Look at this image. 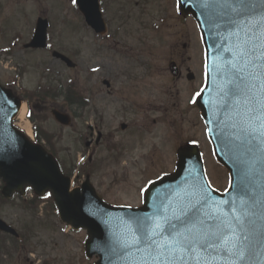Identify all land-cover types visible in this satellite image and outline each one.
I'll return each mask as SVG.
<instances>
[{
  "label": "rangeland",
  "instance_id": "rangeland-1",
  "mask_svg": "<svg viewBox=\"0 0 264 264\" xmlns=\"http://www.w3.org/2000/svg\"><path fill=\"white\" fill-rule=\"evenodd\" d=\"M136 1L139 0H123L122 7L125 10L122 8L119 10L125 12L120 14V16L124 14L123 18L125 19L120 22L122 27L117 29L119 33L116 36L101 37L94 34L86 25L73 0H0V81L19 95H24L25 99H29L28 105L24 101L28 108L27 114L30 115V119H26L32 130L35 127L38 133L47 136L50 143L55 141V154L65 167L74 168L78 165V155L75 152L78 145L75 144L76 138H74L76 134H71V130L79 125L76 122H74V126L67 127L58 124L51 116L50 111L53 107L58 106L60 100L55 98L54 93L53 96L49 95L52 92L60 91L61 95L69 92L70 96L89 97L92 82L91 67L97 59L105 61V56L108 53H115L121 49L151 48L152 39L155 38V33H158V31L155 32L157 25H154V31L151 29L152 25L146 27L144 31L146 45L144 47L139 45L143 36H139L137 23L132 19L139 18L135 14L141 8V3L135 6ZM100 3L107 19L114 6H110L107 0H100ZM162 5L164 4L162 3ZM154 6L144 7L143 12L146 14L139 15L149 24L152 22L147 15L158 16L161 22L159 29L161 49L163 54H168L175 47L177 41L174 0H171L168 7L163 9H157ZM155 11L158 12L155 13ZM129 12L134 15L129 16ZM39 16L49 20V47L45 50L32 52V50L24 49L23 43L31 37L35 21ZM114 24V28H118V22ZM192 27V48L193 53L197 54L202 49V45L195 21L194 24L192 23ZM184 34L186 35V30H184ZM51 49H56L69 56L76 63V67H67L61 61L53 58ZM200 54L199 61L202 63V53ZM126 63L132 64L131 58H128ZM162 65H164V61ZM161 77L166 86V80L169 79L165 73ZM86 115V118L80 121L83 133H87L84 122L90 121L89 112ZM33 118L36 119L33 120ZM13 123L20 127L18 119L14 118ZM180 131L177 124L171 125L167 121H160L144 134L145 141L142 144L145 151H148L147 156H151L150 153H152V157H157L158 160H155L156 165L152 167L147 161L145 162L143 171L141 169L144 172L143 176L131 175V181L135 183V186L137 185L136 189L138 190V185L141 186L150 178L173 170L174 145L186 136L196 138L199 142L211 185L220 191L227 189L228 172L215 160L210 144L205 140L204 135H201L196 128H189L183 134ZM112 189L110 195L114 193L112 197L114 200L121 198L133 203L138 201L137 193L133 194L134 191L126 196L122 187ZM0 211L1 216L5 220H12L13 224L33 225L29 229L31 230L29 235L32 236L30 241L35 242L39 236L38 240L42 243L41 250L50 263H53V259L58 264L93 263L94 257L85 261L87 258L83 254V241L87 237L86 231L84 229L72 231L62 223L51 197L39 199L29 192L24 197L15 196L9 201L0 198Z\"/></svg>",
  "mask_w": 264,
  "mask_h": 264
},
{
  "label": "flooded vegetation",
  "instance_id": "flooded-vegetation-1",
  "mask_svg": "<svg viewBox=\"0 0 264 264\" xmlns=\"http://www.w3.org/2000/svg\"><path fill=\"white\" fill-rule=\"evenodd\" d=\"M170 1L135 2V6L141 3V8L135 14L139 18H132L137 23L139 36H143L139 45L143 47L146 45L144 42L146 27L152 25L151 29L154 31V25H157L155 32L158 33L154 32L155 38L152 39L151 48L121 49L115 53H108L105 61L97 59L91 67L92 82L89 97H55L60 103L52 110L57 109L69 115L71 121L68 126H74V122L79 125L71 130V134H76L74 138H76L75 144L78 145L75 150L78 155V165L74 168L65 167L58 160L61 170L72 180L75 189L82 190L83 184L88 180L97 195L111 205L131 207L142 205L143 195L140 190L147 186L148 181L141 186L138 185L137 190V185L135 186L131 181V175L143 176L142 171L146 161L151 167L156 165L155 160L158 158L152 157V153L151 156H147L148 151H145L142 143L145 141L144 134L158 122L167 121L171 125L177 124L181 134L186 133L189 128H196L208 142L201 112L195 100L196 93H200L204 86L205 78L203 55L201 63L199 61L201 54L193 53L192 18L187 16L184 18L176 12L177 41L168 54H163L161 49L159 36L161 22L158 16L147 15L152 24L142 20V16L146 14L143 12L144 7L155 5L157 9H163L168 7ZM107 3L114 6V9L106 19L105 36H116L119 33L117 29L122 27L120 22L125 19L124 14L120 16L122 12L125 13L122 7L123 0H107ZM162 3L164 5L161 6ZM133 15L129 12V16ZM115 22H118L116 29ZM128 58L132 60L130 65L126 63ZM170 63H175L174 74L167 70ZM163 73L169 79L166 80V86L161 80ZM87 112L90 114V121L84 122L87 133H83L80 121L86 118ZM38 137L47 151L55 154V141L50 143L44 134H38ZM186 143L199 145L196 138L186 136L182 141L175 143V150L179 145ZM175 162L176 156L174 164ZM109 176L111 178H108ZM157 177L150 178L149 181ZM114 187H122L126 196H129L131 191H134L133 194L136 192L138 201L133 203L121 198L112 199L114 193L110 194ZM0 218L15 230V234L0 230V264H58L54 259L53 263H50L48 258L44 257L39 236L35 235L37 237L35 242L30 241L32 236L29 235L31 231L29 229L33 225L13 224L12 220H5L1 216V211ZM88 259L93 258H87L85 261ZM95 260L94 257L92 264Z\"/></svg>",
  "mask_w": 264,
  "mask_h": 264
},
{
  "label": "snow or ice",
  "instance_id": "snow-or-ice-1",
  "mask_svg": "<svg viewBox=\"0 0 264 264\" xmlns=\"http://www.w3.org/2000/svg\"><path fill=\"white\" fill-rule=\"evenodd\" d=\"M176 3L179 7L180 0ZM198 4L212 27L224 29L216 32L224 43L213 45L218 51L213 70L223 76L217 92L232 113L229 135L243 166V195L217 203L204 188L193 187L177 192L175 200L154 202L151 214L123 220L112 251L129 264H214L223 259L237 264L264 256L257 251L256 201L247 182L256 163L264 160V0H198ZM208 68L206 60V76ZM140 191L143 195L146 188ZM221 205L230 207L225 211Z\"/></svg>",
  "mask_w": 264,
  "mask_h": 264
},
{
  "label": "water",
  "instance_id": "water-1",
  "mask_svg": "<svg viewBox=\"0 0 264 264\" xmlns=\"http://www.w3.org/2000/svg\"><path fill=\"white\" fill-rule=\"evenodd\" d=\"M76 4L87 25L103 33L106 28L98 0H76ZM179 8L184 15H193L202 33L209 74L201 95L197 97V105L207 125L215 156L230 170L231 187L225 193H219L210 187L201 156L193 144L178 148L174 173L163 176L147 187L141 209L107 206L95 195L93 188L86 184L82 192L70 190V179L62 174L56 159L12 125L11 120L17 114L21 100L11 90L0 85V178L4 184L2 195L6 198H11L14 192L24 195L27 187L32 188L37 195L50 192L60 219L73 228L87 230L89 238L86 240V251L89 256L94 253L99 255L96 264H129V261L121 260L112 251L115 236L123 230V220L136 214H151L152 205L156 201L175 200L177 192L183 194L193 187L197 190L204 188L217 203L221 200L231 201L243 195V166L238 162L236 141L229 135L232 131L229 127L232 113L224 108L222 98L217 92L223 76L213 70L218 55L213 45L224 43L216 36V32L223 33V25L220 28L212 27L213 22L205 14V9L199 6L198 0H180ZM47 27V20L39 18L31 43L27 46L45 47ZM222 55L227 58L226 53ZM53 56L63 60L69 67L75 66L70 58L57 51L53 52ZM52 114L58 122L69 123L66 114L57 110H53ZM247 182L248 191L256 201L257 251L264 252V160L256 163L254 172L247 177ZM221 207L227 211L230 205ZM0 229L12 231L2 220ZM214 264H228V261L217 260ZM237 264H264V256L252 257Z\"/></svg>",
  "mask_w": 264,
  "mask_h": 264
},
{
  "label": "bare ground",
  "instance_id": "bare-ground-1",
  "mask_svg": "<svg viewBox=\"0 0 264 264\" xmlns=\"http://www.w3.org/2000/svg\"><path fill=\"white\" fill-rule=\"evenodd\" d=\"M26 112H27V108L25 104H22L19 113L17 115V119L19 122V126L28 134V135H32V129L30 126L29 121L26 119Z\"/></svg>",
  "mask_w": 264,
  "mask_h": 264
}]
</instances>
